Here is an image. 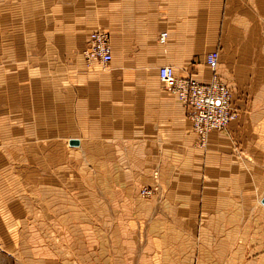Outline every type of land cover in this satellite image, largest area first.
<instances>
[{
    "label": "crops",
    "instance_id": "obj_1",
    "mask_svg": "<svg viewBox=\"0 0 264 264\" xmlns=\"http://www.w3.org/2000/svg\"><path fill=\"white\" fill-rule=\"evenodd\" d=\"M95 29L105 66L83 53ZM212 50L239 117L202 146L159 69L208 83ZM0 250L264 264V0H0Z\"/></svg>",
    "mask_w": 264,
    "mask_h": 264
},
{
    "label": "built area",
    "instance_id": "obj_2",
    "mask_svg": "<svg viewBox=\"0 0 264 264\" xmlns=\"http://www.w3.org/2000/svg\"><path fill=\"white\" fill-rule=\"evenodd\" d=\"M167 37L168 32L163 31L159 38L164 43ZM83 53L89 63L108 65L113 58L108 31L93 30L89 34ZM219 56L218 50H212L206 55L207 64L213 71L212 79L208 83L192 77H180L171 65H164L159 69V79L163 89L173 93L188 110L192 129L202 146L205 145L212 131L226 129L239 117V111L233 104V91L220 80L217 73ZM156 190V187L144 186L140 188L139 194L143 198H151Z\"/></svg>",
    "mask_w": 264,
    "mask_h": 264
},
{
    "label": "rangeland",
    "instance_id": "obj_3",
    "mask_svg": "<svg viewBox=\"0 0 264 264\" xmlns=\"http://www.w3.org/2000/svg\"><path fill=\"white\" fill-rule=\"evenodd\" d=\"M96 30V29H95ZM106 31H108L107 29H104ZM109 35H110V32L108 31ZM162 33V32H161ZM160 33V34H161ZM110 38H111V35H110ZM111 44V42H110ZM87 45V43H86ZM112 47V46H111ZM84 51V50H83ZM112 54H113V51H112ZM87 60V59H86ZM89 63V62H88ZM97 63V62H95ZM90 64V63H89ZM100 64V63H99ZM200 143V142H199ZM157 182V180H155ZM144 187V186H143ZM156 187V186H155ZM142 188V187H141ZM154 188V187H153ZM140 190V189H139ZM140 195V194H139ZM142 197V196H141ZM0 264H20V263H17L15 262L10 256H8V254H6L4 251H1L0 250Z\"/></svg>",
    "mask_w": 264,
    "mask_h": 264
},
{
    "label": "water",
    "instance_id": "obj_4",
    "mask_svg": "<svg viewBox=\"0 0 264 264\" xmlns=\"http://www.w3.org/2000/svg\"><path fill=\"white\" fill-rule=\"evenodd\" d=\"M74 143H77V141H73Z\"/></svg>",
    "mask_w": 264,
    "mask_h": 264
}]
</instances>
